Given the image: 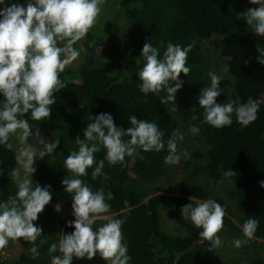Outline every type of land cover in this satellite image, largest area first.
<instances>
[{
	"label": "trees",
	"instance_id": "obj_1",
	"mask_svg": "<svg viewBox=\"0 0 264 264\" xmlns=\"http://www.w3.org/2000/svg\"><path fill=\"white\" fill-rule=\"evenodd\" d=\"M27 2L5 0L8 5L26 6ZM115 6L114 13L120 12L126 20L117 41L110 43L102 27L96 31L91 29L82 40L87 56L79 65H69L60 73V79L67 87L54 94L56 102L50 106V117L36 121L31 118V112L22 117L35 133L42 132L48 138V149L36 163L37 184L41 187L51 185L50 202L73 210L74 194L65 192L61 181L70 175L64 167L65 159L72 152H78L75 138L79 135L83 139L87 124L102 112L110 113L115 123L124 128L131 127L129 117L136 115L138 119L157 124L164 133L165 148L159 152L138 149L133 157L126 156L122 164L110 165L106 150L101 147V151L94 154L96 164L87 169L88 175L79 177L93 192L103 188L105 194L113 193L114 198L106 200L111 208L103 215L124 221L121 230L131 258L128 264H204L202 254L210 242L200 237L202 229L185 220V235H169L160 227L158 214L162 203L179 212L183 205L194 204L193 200L206 201V192L194 182L197 173H207L214 182L221 178L229 180L228 192L239 212L235 220L242 227L247 219L255 218L259 224L254 236L264 239V187L259 183L264 180V64L256 59L259 55L256 48L264 47V37L255 36L246 20L238 17L239 13L259 5L251 4L250 0H115ZM101 18L102 15L98 17V24ZM105 26H109V20ZM203 39L211 40L216 46L231 76V80L220 83L224 91L217 97V103L226 104L232 100L243 103L249 97L261 101L258 118L249 126L241 127L233 115L231 126L217 129L203 123L204 111L199 104L189 107L177 102L172 108L161 103V94L166 95V92L145 94L140 91L142 82L138 71L144 66L140 54L146 42L160 49L161 58L169 43L182 48L191 44L193 48L185 65L190 72L188 75L181 72L179 79L183 81L181 88L198 99L201 89L210 81L200 46ZM169 84L174 86L175 81L170 80ZM3 103L4 97L0 93V107ZM193 115L198 118L193 120ZM180 122L199 127V133L193 136L205 142L204 162L196 163L190 170L184 164H176L184 176L172 191L180 195L149 196L145 191H137L131 186L134 178L151 180L165 175L170 165L164 163L168 155L167 140L173 130H178ZM8 145L0 144L3 174L13 171L17 163L16 153ZM101 160H104L103 172L107 179L97 177L93 180L92 171ZM229 169L237 175L225 178L223 173ZM17 191L12 177H0V202L15 197ZM74 219L58 215L45 206L33 222L42 228L36 241L39 256L31 258L29 249L33 245L22 238L24 251L12 259L0 258V264H49L53 256H62L59 249L49 253V246L57 244L59 235L74 231V227L67 225ZM223 219L224 225L230 224L228 217ZM99 222L93 226L94 230L99 227ZM72 264L101 262L96 257L92 260L73 257ZM245 264H264V253L250 258Z\"/></svg>",
	"mask_w": 264,
	"mask_h": 264
},
{
	"label": "clouds",
	"instance_id": "obj_2",
	"mask_svg": "<svg viewBox=\"0 0 264 264\" xmlns=\"http://www.w3.org/2000/svg\"><path fill=\"white\" fill-rule=\"evenodd\" d=\"M104 3L105 0H28L25 6L19 3L8 5L5 0H0V5H3L0 7V93L4 97L0 107V144L8 145L10 136L18 132L25 142L32 135L30 124L22 118L25 114L31 112V118L36 121L50 117V106L56 102L54 94L67 87L60 79V73L78 59L80 53L74 45L96 25ZM250 3L259 7L248 8L238 17L246 20L255 36L264 37V0H250ZM192 48L191 44L182 48L169 43L161 58L160 49L146 42L140 54L144 62L138 71L142 82L140 91L145 94L166 92L167 95L161 97L162 104L175 101V94L183 84L179 79L181 72L185 75L190 72L185 65ZM256 50L259 53L256 59L264 64V47L257 46ZM222 71L227 73L228 67ZM208 76L210 84L201 89L198 98L204 111L203 123L221 129L232 125L233 115L241 127L257 120L261 101L249 97L243 103L236 100L217 103V97L224 91L220 88L223 77L214 71H210ZM170 80L175 81L174 86H170ZM197 118L192 116L193 120ZM129 121L131 127L124 128L115 123L110 113L102 112L87 124L83 139L79 135L75 138L78 152H72L65 159L64 167L70 175L61 181L64 191L74 194L71 207L75 219L67 222L74 231L64 233L59 245L53 243L49 246V253L57 249L62 253V256L53 258L52 264H72L73 257L92 260L97 253L107 264H128L131 259L121 230L124 221L103 215L111 208L106 200H112L113 193L105 194L103 188L93 192L79 178L87 176V169L96 164L94 154L100 152L101 147L106 150V160L110 165L122 164L126 156L133 157L138 149L159 152L165 148L164 133L155 122L138 119L136 115H131ZM199 131L196 125L189 128L193 135ZM36 136L39 138L38 131ZM183 140L184 135L173 130L167 140L165 164L176 165L182 156L187 157L186 150L178 151V143ZM40 143H44L43 139ZM31 149L28 145L16 156L26 176L36 171L33 165L37 152ZM103 168L104 160H101L92 171L93 180L97 177L107 179ZM10 175L12 179L18 178V170L14 169ZM223 175L228 178L237 173L229 169ZM259 183L264 187V180ZM32 185V180H18L15 197L10 196L7 202H0V251L8 246L9 241L23 238L33 245L29 252L35 259L39 256L36 241L42 228L33 222L51 201L52 194L49 191L51 185ZM181 215L202 229L199 235L210 242V250L222 245L217 234L224 227L225 209L220 203L213 199L198 202L196 206L188 203L181 207ZM101 219L107 222L94 230L93 226ZM258 224L255 218L247 219L242 226L244 239H234L233 246L239 249L252 240Z\"/></svg>",
	"mask_w": 264,
	"mask_h": 264
},
{
	"label": "rangeland",
	"instance_id": "obj_3",
	"mask_svg": "<svg viewBox=\"0 0 264 264\" xmlns=\"http://www.w3.org/2000/svg\"><path fill=\"white\" fill-rule=\"evenodd\" d=\"M28 1V0H27ZM104 7V12L101 11L100 15H102L99 24L92 28L96 31L97 28H103V34L105 38L109 39V42L114 44L117 41L118 34L120 35L125 27L126 20L120 12H115V0H105V3L102 5ZM99 15V17H100ZM109 20V26H105L107 21ZM83 40V39H82ZM82 40L78 41L74 48L79 51L80 55L77 60L73 61L70 64L71 67H75L79 65L84 58L87 56V52L83 48ZM200 46L202 48L203 54L207 61L208 73L210 71H214L217 75L223 77L222 81L231 80V76L229 73H225L222 69L225 67L224 58L220 57L218 49L212 43L211 40L203 39L200 42ZM221 81V82H222ZM210 84V81L206 83L205 87ZM167 95V94H166ZM165 94H161V97L166 96ZM179 102L181 104L187 105L189 107H195L199 104V100L195 99L187 94V92L180 88L175 94V101L167 102L169 107H174V105ZM178 130L180 133L184 135V140L178 143V151L184 152L187 151V157L181 158L180 164H184L186 169H191L196 165V163H203L205 160V142L202 139L195 138L193 134L189 132V122H180L178 124ZM32 134L27 138V141H22L20 139V134L17 133L15 135L10 136L11 148L16 153V156L19 154L20 150L28 147L30 145L32 147L31 150L37 152V155L34 157V165L36 169V163L38 157L46 152L48 149V138L42 132L39 133V138L36 136L34 129L32 130ZM40 139H43L44 143H40ZM47 145V146H46ZM184 166L182 165V168ZM16 170H18V178H15L14 181L18 188V180L23 181L24 179L32 180V187L37 185L35 180V172L31 175L25 174L23 167L17 162ZM181 168H178L176 165H168L166 169V173L164 176H159L151 180H137L134 178L132 182V187L137 191H145L149 196L155 194L162 195H180L176 193V191H172L173 187L178 183V181L184 176L180 172ZM12 172V171H11ZM11 172H3L0 170V177H11ZM222 181V182H221ZM194 182L201 185L202 190L206 192L207 199H213L217 203H220L225 209V216L228 217L230 224L224 225L223 229L217 234L221 241L222 245L218 248L210 250V243L204 247V253L202 254V259L204 264H245L250 258L255 256H261L264 253V239H258L254 236L252 240H250L246 245L237 249L233 246L232 241L234 239L240 238L244 239L242 233V227L237 223L235 217L239 215V212L236 208V202L233 197L229 195L228 190L230 189V181L227 179H220L219 182H214V180L207 175V173H197L194 176ZM183 196V194H182ZM193 206H196L198 200H193ZM46 206L50 209L55 210L58 215H61L67 219L75 218L72 213L73 210L68 209L59 203L49 202ZM159 214V224L163 231H165L169 235L174 236H183L185 235V219L181 215V210L178 212L174 208L170 207L168 204H161L158 210ZM108 217V216H107ZM109 218V217H108ZM107 220L101 219L99 222V226L106 223ZM233 222V224H231ZM62 236H58V242ZM25 249V244L20 238L18 241H9L8 246L0 251V258L12 259L22 253ZM53 256L49 262L52 264ZM101 262V264H107V261L102 259L97 253L95 256ZM213 262V263H212Z\"/></svg>",
	"mask_w": 264,
	"mask_h": 264
}]
</instances>
